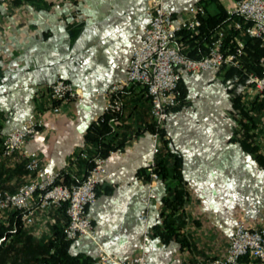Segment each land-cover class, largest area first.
Returning <instances> with one entry per match:
<instances>
[{"label":"crops","instance_id":"obj_1","mask_svg":"<svg viewBox=\"0 0 264 264\" xmlns=\"http://www.w3.org/2000/svg\"><path fill=\"white\" fill-rule=\"evenodd\" d=\"M234 0H167L178 19L188 8L204 4L206 13L229 9ZM150 0H8L0 4V190L11 193L37 174L26 168L21 151L3 154L6 134L41 115L44 125L26 148L41 158L42 172L65 171L80 180L88 162L80 153L96 152L86 136L104 113L98 93L126 76L134 49L150 22ZM198 39L179 37L182 52L193 50ZM205 46V45H204ZM200 51V50H199ZM72 82L83 99L55 103L49 85L57 78ZM182 104L165 123L168 147L181 157L186 199L172 210L163 201L180 183L169 177L150 181L146 170L151 153V100L147 89L134 84L121 97L123 111L112 120L113 132L104 139L121 152L109 157L107 175L100 176L98 195L88 207L96 238L73 240L70 253L97 260L100 245L119 258L138 254L144 241L140 220L142 200L156 194L149 210L148 264H211L223 256L236 220L250 226L264 224V166L232 140L235 118L229 81L220 71L185 72ZM237 93L256 95L248 83ZM59 108L58 112L53 110ZM257 143L264 152V114L259 116ZM263 146V148H262ZM12 213H0L9 236L1 239L0 264H36L55 225L64 223L58 209L40 211L36 223L20 227ZM170 214L178 236L164 240L157 232Z\"/></svg>","mask_w":264,"mask_h":264},{"label":"built area","instance_id":"obj_2","mask_svg":"<svg viewBox=\"0 0 264 264\" xmlns=\"http://www.w3.org/2000/svg\"><path fill=\"white\" fill-rule=\"evenodd\" d=\"M7 1L0 0V4ZM166 1L150 0V22L145 28L141 43L133 51L126 76L98 93L105 101L104 113L115 114L122 110V92L134 84L146 87L157 128L152 132V157L147 165L151 182L161 179L157 170V157L162 148L159 129L165 128L168 117L181 102L180 81L183 74L217 70L223 66L239 67L241 58L245 55L244 40L236 39L234 51L224 49V39L231 28L259 39L264 45V0H234L233 5L227 9L228 15L233 19L214 33L207 54L201 58L189 57L179 47L180 34L183 31L198 33L202 25L201 17L206 14V9L201 4H195L188 8L187 17L176 19L167 9ZM260 64L261 73H250L247 83L253 87L256 95L263 98L264 57L260 59ZM49 95L53 101L58 102L83 99V94L72 82L60 77L49 85ZM53 110L58 112L59 108L54 106ZM43 125L41 115L33 116L22 126L9 131L4 138L3 154L11 155L21 151L27 170L37 174V177L22 184L15 193L0 190V213L19 211L21 221L26 226H32L36 223L38 212L64 207L68 216L64 227L65 237L70 240L85 237L95 239L96 230L88 207L97 199L100 176L107 175L106 163L109 157L121 150L111 149L107 156L95 158L94 166L80 180L66 182L61 172H47L40 178L41 158L36 151L26 148V145ZM81 157H87L86 153L82 152ZM156 197L154 192H150L142 200L140 220L144 224L145 236L139 253L124 259L110 254L99 245V264H148L146 236L149 233V210ZM211 264H264V224L250 226L245 218L239 217L229 236L225 254L214 258Z\"/></svg>","mask_w":264,"mask_h":264},{"label":"trees","instance_id":"obj_3","mask_svg":"<svg viewBox=\"0 0 264 264\" xmlns=\"http://www.w3.org/2000/svg\"><path fill=\"white\" fill-rule=\"evenodd\" d=\"M206 7L204 4H202ZM232 16L228 15L227 9H221L216 14L206 13L201 17L202 25L198 33L183 31L180 36L186 34H192L193 39H198L199 41L195 44L193 50L183 52L192 58H201L205 56L208 52V46L212 40L214 33L220 28L224 27L226 24L231 22ZM241 38L244 40L245 44V55L241 58V64L239 67L235 66H223L220 71L224 77V81H229L233 86H229V91L232 94V104H233V115L235 118V125L233 127L232 140L239 142L242 147L249 152L260 164L264 166V152H262L260 145L256 142L258 138L259 131V116L264 114V97L261 98L259 95H255L251 98H244L245 95L237 93L236 89L239 85H244L247 83L248 75L250 73L260 74L262 67L260 64V59L264 57V45L257 38L250 37L247 34L241 33L240 30L236 28H231L224 39V49L225 51H234L236 49V39ZM205 45V46H204ZM200 50V51H199ZM181 102H183L184 92L182 90L181 81ZM123 93V92H122ZM120 94V97L122 95ZM150 98V97H149ZM122 99V97H121ZM58 103V101H54ZM123 104V102H122ZM178 106V107H179ZM152 107V105H151ZM176 107L175 109H177ZM122 110L115 114H102L98 120H96L92 127L90 128L86 140L97 144L96 152H85L87 157H83L87 160V172L94 166L95 158L104 157L108 155L109 150L117 149L118 146H114L110 143L104 141L107 135L113 132L112 120L120 116ZM151 114V110H150ZM151 132L157 130L156 121L152 116ZM103 118V121L101 119ZM162 137V148L157 157V170L161 176V179H167L169 177V160H171L172 168V178H176L179 181V185L175 189L164 197L163 201L165 206L171 208L172 210L180 209L186 199V191L182 184V177L180 172L181 167V157L173 153L168 147V139L166 137L165 128L159 129ZM81 157V153L79 155ZM64 181H70V175L65 171H60ZM146 176L150 180L148 171L146 170ZM98 194V190H97ZM65 214V221L62 225H55L54 231L50 238L44 245V252L36 258V264H95L96 259L83 256V255H73L70 253V246L73 240L67 239L64 235V227L68 221V216L66 209L63 207L60 209ZM14 218V224L17 228L21 224V214L19 211L11 212ZM170 214H168L164 219L163 226H157V232L163 237L164 240H170L174 236H178L175 230V226L172 220H170ZM9 236L8 228L4 224H0V241L4 237ZM2 242L0 243V260L2 258Z\"/></svg>","mask_w":264,"mask_h":264},{"label":"rangeland","instance_id":"obj_4","mask_svg":"<svg viewBox=\"0 0 264 264\" xmlns=\"http://www.w3.org/2000/svg\"><path fill=\"white\" fill-rule=\"evenodd\" d=\"M238 88H239V87H237V90H238ZM237 92H238V91H237ZM259 131H260V130H259ZM262 148H263V146H262Z\"/></svg>","mask_w":264,"mask_h":264}]
</instances>
